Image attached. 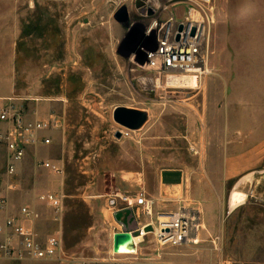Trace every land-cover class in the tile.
Here are the masks:
<instances>
[{"label": "rangeland", "instance_id": "374dc122", "mask_svg": "<svg viewBox=\"0 0 264 264\" xmlns=\"http://www.w3.org/2000/svg\"><path fill=\"white\" fill-rule=\"evenodd\" d=\"M166 5V11L155 13L151 4L137 0H0V96L19 99L27 112L29 103L44 108L48 100L67 99L74 125L83 127L80 135L91 139L99 133L111 143L108 151L113 155L123 149L121 153L129 151L132 158H147L146 184L151 191L158 189L159 194L164 169H177L186 176L179 193L167 189L166 194L164 188V195L154 202L143 184L135 198L143 194L162 211L200 209L203 219L206 207L200 203L207 199V211L217 214L206 225L205 242L159 248L150 236L133 264H264V154L254 169L225 179L217 173L224 166L227 146L233 150L235 146L224 142V150L208 154L201 134L205 125H232L243 130L233 136L236 142H264V0H168ZM122 7L128 18L119 22L115 16ZM194 8L203 9L209 20L206 46L211 74L202 78L197 90L166 84L156 88L151 82L144 89L141 80L155 74L141 66L146 60L140 50L157 47L154 36L147 45L146 32L172 14L182 21ZM120 105L150 115L148 124L130 138H117L123 127L112 112ZM213 136L215 140L208 142L220 145L222 136ZM118 142L122 144H114ZM71 151L68 167L52 163L63 169V175L44 170L41 181L26 182L27 187L22 182L25 188L9 195V209L0 215L3 224L8 217L21 216L25 206L38 212L40 219L26 224L41 240L57 234L59 257H0V264H72L111 257L110 231L90 213L87 191L79 189L83 185L89 190L94 184L91 174L99 148L75 142ZM191 182L200 189L189 193ZM236 187L247 201L231 211L229 198ZM46 191H63L67 196L59 221L38 200ZM211 237L220 238L217 249Z\"/></svg>", "mask_w": 264, "mask_h": 264}, {"label": "built area", "instance_id": "2783aa9c", "mask_svg": "<svg viewBox=\"0 0 264 264\" xmlns=\"http://www.w3.org/2000/svg\"><path fill=\"white\" fill-rule=\"evenodd\" d=\"M144 4H151L154 12L161 9L166 11L168 0H137ZM196 12L200 19L192 18ZM206 12L203 9H190L184 20H178L172 14L165 22H154L145 34L151 44L154 36L156 49L148 50L143 47L140 53L146 62L142 67L154 72L152 79L143 80L156 84L168 83V78L181 74H190L200 80L207 75L204 72L209 54L205 51L206 33L209 24ZM212 22V21H211ZM16 98H0V215L9 209V194L17 190L18 166L24 161L30 148L39 145H51V139L44 134L58 127L59 122L55 118L43 120H29L25 107ZM122 138H130L133 133L122 129ZM195 152V150L192 148ZM37 167L49 170L61 176L62 168L50 162L38 161ZM67 196L63 191L45 192L38 196V200L46 204L55 214L54 221H59ZM116 201L125 205L126 209L134 210V222L139 226L142 217H152L154 202L148 200L143 194L137 198L129 195L113 194L110 196L111 206H116ZM180 208L177 212H164L157 216L158 224L152 223L139 226L133 235L144 237V244L148 237H152L159 248L183 246H198L205 242L203 214L199 210ZM21 216H12L0 224V257L16 260H47L59 257L61 252V238L57 234L41 240L26 222H34L40 219L38 212L28 206L21 208ZM163 218V219H162ZM165 218V219H164ZM122 227V225H120ZM124 227V225H123ZM152 228V229H151ZM128 232V231H127ZM117 233H125L117 228L112 229L113 238ZM130 233V232H129ZM212 238V237H211ZM220 238H212L211 242L217 249ZM141 244V245H142ZM131 249L122 254L112 252L106 261H73L72 264H133L135 257H128ZM121 256V257H120Z\"/></svg>", "mask_w": 264, "mask_h": 264}, {"label": "crops", "instance_id": "0c3cea01", "mask_svg": "<svg viewBox=\"0 0 264 264\" xmlns=\"http://www.w3.org/2000/svg\"><path fill=\"white\" fill-rule=\"evenodd\" d=\"M0 98L9 97L0 96ZM48 101V104L45 105L44 108L41 107V105L39 104H27L29 108V111L27 112V117L29 120H43L49 118L57 119V121L59 122L58 127L44 134L45 136L51 139V145H39L28 150L26 158L18 166V173L16 178L17 190L15 192L10 193L9 195L15 194L20 189H24L25 187H27L28 183L26 182L32 183L41 181L42 174L45 169L37 167L38 161L61 163L64 167H68L73 157V151H71L73 143L86 142L91 144H97V148H99L100 157L98 158L97 165L94 166V170H92L91 174L92 180L94 181L93 186H88L89 190H85V187H82L83 185H81V188L79 189H81L82 191L84 190L85 192L87 191V198L89 199L88 203L91 207L90 213L92 215L95 214L96 217H99L97 218V221H100L102 224H104L110 231L112 248L114 242V238L112 235L113 228H117L120 231L124 232L128 231V233H133L139 229L140 225L143 226L149 223H152V228H154L158 224L157 216L160 213L174 212L173 210L162 211L160 206H153V216L142 217L138 226L133 219L135 209H126L125 205L120 201H116V206L113 208L110 203V196L113 194H124L135 198L136 193H138L142 189L143 184H145L146 191L148 192V199H153L154 202H156L155 199L159 198V195H164L163 191L166 190L165 193L167 194V189L172 190V192L174 193H179L180 188L184 187L186 176L184 173L181 174V171L177 169H164L161 171L160 174V185L158 186L160 187L159 194L158 189L152 191L149 190L146 184V168L148 166L147 158L142 159L141 155L139 157L136 156L132 158V153L129 151H127L126 154H124L125 152L121 153V150L123 149H119L120 151L115 153L116 155H113L112 153H110V151H108L111 143L107 142L106 140H102L99 133L97 134V136H94L91 139L88 135H80V132L83 130V127H78L76 123L74 125L71 112L68 109V105L66 104V102H68L67 99ZM123 106L134 108L131 107V105H120L116 106L114 110L117 107ZM114 110L112 112L113 120ZM76 128L79 131L77 130L75 136L73 137V130ZM242 133L243 130H241L240 127L232 125L225 126L221 124L219 127H216L215 125L212 127L210 125H205V128H202L201 134H203V146H205L206 150H208V154H211V150L216 151L217 149H221L222 146H224V142L229 141L232 144L230 145L231 147L235 146L234 150L233 148L231 149L227 146L226 154L224 157V166L221 169V172L217 173L222 174L225 179L238 177L242 173L254 169L256 166H258L259 160L261 159V155L264 154V142L260 143L255 141V143L251 142L249 144L243 142H236L233 139L234 135ZM216 134H219L223 138L221 141H219L218 144L220 145L218 146L217 144H210L208 142L209 140H215V137L213 135ZM205 140L207 141L205 142ZM114 144L121 145L122 142ZM219 177L220 175L217 176V178ZM79 178L81 179V182L86 180L84 177ZM22 182L24 183L25 187L23 186ZM164 188L166 189L164 190ZM196 188L198 190L199 187L195 186L192 183L191 190L189 191V193H193ZM198 193V195H201V192ZM196 199L199 202V198ZM208 203L209 202H207L206 198L205 200H202V203H200L202 206L206 207V212L203 209L205 215V228L206 225L208 227L209 223L214 222L216 220L217 214L214 212L210 213L207 211ZM163 207L166 208V206ZM128 218L130 219L129 221ZM120 225H122V227Z\"/></svg>", "mask_w": 264, "mask_h": 264}, {"label": "water", "instance_id": "95a60500", "mask_svg": "<svg viewBox=\"0 0 264 264\" xmlns=\"http://www.w3.org/2000/svg\"><path fill=\"white\" fill-rule=\"evenodd\" d=\"M209 1V0H202ZM128 18V10L126 7H122L115 16V19L119 22L126 21ZM114 121L124 129L139 132L149 122V112L137 108L130 107H117L114 110ZM122 134L119 132L117 138H121ZM133 245V236L131 233H117L114 236L113 251L116 254H122L130 250Z\"/></svg>", "mask_w": 264, "mask_h": 264}, {"label": "bare ground", "instance_id": "6f19581e", "mask_svg": "<svg viewBox=\"0 0 264 264\" xmlns=\"http://www.w3.org/2000/svg\"><path fill=\"white\" fill-rule=\"evenodd\" d=\"M209 12L211 13L210 10H209ZM192 15H193L192 18L200 19V16L196 12H193ZM147 45H150L149 41H147ZM205 52L207 54H209L208 49ZM197 72L198 71L194 70V71H191L190 74H181V75L176 76V77L168 78L167 87L174 88V89L197 90V89H199L200 83L202 81V79L200 80L199 78L192 76L193 73H197ZM202 73L203 74L205 73L204 75H207V76H209L211 74V71L209 70V61H207L204 72H201V74ZM142 86L144 89L149 88V85H148L146 80L142 81ZM154 86L156 88L162 87V82H156V84ZM132 132H134V131H132ZM197 154H198V151H197ZM237 186H239V185L237 184ZM246 201H247V195L245 193L239 191L238 188L236 187L234 190H232V193H231L230 198H229L230 210L233 211L234 209L239 208ZM186 209H189V208H186ZM192 210H194V208ZM195 210H199L202 213V211L200 209H195ZM152 215H153V213H152ZM204 228H205V224H204ZM205 230H206V228H205ZM144 237H145V234H143L142 236H140V234L133 235V245L131 247L132 248L131 253H130V255H128V257L129 256L130 257L138 256L140 246L144 242Z\"/></svg>", "mask_w": 264, "mask_h": 264}]
</instances>
